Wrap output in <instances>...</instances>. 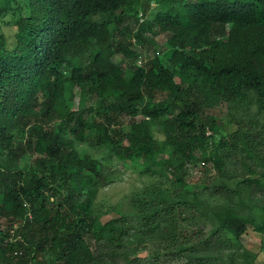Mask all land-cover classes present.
Instances as JSON below:
<instances>
[{"label":"trees","instance_id":"1","mask_svg":"<svg viewBox=\"0 0 264 264\" xmlns=\"http://www.w3.org/2000/svg\"><path fill=\"white\" fill-rule=\"evenodd\" d=\"M28 5L13 31L0 33V218L8 232L23 217L13 240L0 222V264H133L124 242L131 227L122 223L125 218L103 221L91 210L97 187L111 181L101 164L111 158L149 163L165 151L166 163L177 172L215 124L207 108L247 93L264 103V0H28ZM164 31L169 35L162 55L157 51L126 69L112 59L116 52L135 55L132 41ZM75 86L88 94L87 102L75 104ZM156 90L170 98L154 99ZM124 117L131 118L126 129ZM154 124L165 139L154 136ZM230 136L222 144L239 146L246 158L241 180L264 192V182L247 175L255 172L250 159L264 168V136L239 128ZM26 157V165H19ZM203 158L223 173L219 155ZM179 201L155 187L134 201L147 234L168 222L159 241L172 252ZM214 215L218 224L196 243L211 248L223 228L235 236L245 228L247 218L227 201ZM45 253L52 257L43 263ZM195 258L220 264L221 252Z\"/></svg>","mask_w":264,"mask_h":264},{"label":"rangeland","instance_id":"2","mask_svg":"<svg viewBox=\"0 0 264 264\" xmlns=\"http://www.w3.org/2000/svg\"><path fill=\"white\" fill-rule=\"evenodd\" d=\"M153 5L156 4L152 3L151 6ZM29 10L28 0H0V33L9 35L18 17L27 15ZM216 31L220 33L218 28ZM148 33H145L144 40L132 41L131 47L135 55L130 57L121 52L114 53L112 59L115 63L126 69L136 63L143 64L157 51L158 55H162L166 48L168 32ZM174 79L178 81V76L175 75ZM74 93L75 104L81 100L83 103L87 102V93L83 95L76 86ZM153 96L154 99L170 98L163 90L154 91ZM174 111H168L167 115L173 114ZM206 115L212 116L215 124L213 128H206L204 142L195 145L192 149L193 157L184 160L182 170L174 172L170 169L165 161V151L158 153L155 161L149 163L142 159L117 161L111 158L109 162L101 164L102 174L110 177L111 181L97 187L91 201V210L103 221L121 215L125 218L122 223L131 227L124 236V242L128 246L129 257L134 258L133 264H201L195 258L197 254L211 252H221L220 264H264V192L262 188L241 180L246 172L243 163L246 158L239 146H232L228 142L222 144V141L231 138L230 134L236 128L241 132H259L264 136V103L258 104L247 93L240 99L218 101L206 109ZM129 119L131 118L124 117L121 120L125 129ZM152 130L158 140L165 139L159 125L154 124ZM83 146L87 147L86 144ZM94 154L100 158L104 157L100 152ZM204 155L210 159L219 155L222 158L223 173L212 165L211 160H204ZM27 159L26 157L19 165L25 166ZM249 161L255 172L247 175L259 177L264 182L262 164L252 159ZM179 174H182V181L177 178ZM154 187L180 199L177 210L181 211V217L176 218L178 224L175 233L178 234L173 240L176 244L174 252L169 247L164 248L159 241L163 230L168 227L167 221H161L158 229L150 234L142 228L139 207L134 201L143 197L147 188ZM222 201H227L247 218L244 230L235 236L223 228L219 231V239L211 244V248L203 242L196 243L199 234H205L212 226L218 224L214 211ZM22 221L23 217L15 220L14 226ZM0 222L2 229L7 232L4 219L0 218ZM201 225L204 227L202 231L199 229ZM14 226L7 232L11 240L14 239ZM85 238L93 246L90 233H87ZM92 252L96 255L98 251L93 248ZM51 257V253H45L41 261L49 262ZM207 258L209 257L206 256Z\"/></svg>","mask_w":264,"mask_h":264},{"label":"clouds","instance_id":"3","mask_svg":"<svg viewBox=\"0 0 264 264\" xmlns=\"http://www.w3.org/2000/svg\"><path fill=\"white\" fill-rule=\"evenodd\" d=\"M140 19H141V17H140ZM3 34V33H2Z\"/></svg>","mask_w":264,"mask_h":264}]
</instances>
